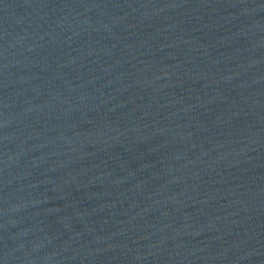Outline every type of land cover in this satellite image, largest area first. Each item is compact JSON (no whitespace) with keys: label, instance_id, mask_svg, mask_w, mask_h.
<instances>
[{"label":"water","instance_id":"95a60500","mask_svg":"<svg viewBox=\"0 0 264 264\" xmlns=\"http://www.w3.org/2000/svg\"><path fill=\"white\" fill-rule=\"evenodd\" d=\"M0 264H264V0H0Z\"/></svg>","mask_w":264,"mask_h":264}]
</instances>
